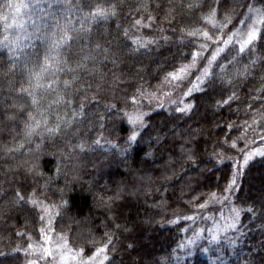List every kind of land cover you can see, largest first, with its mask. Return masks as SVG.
<instances>
[{
    "label": "trees",
    "instance_id": "trees-1",
    "mask_svg": "<svg viewBox=\"0 0 264 264\" xmlns=\"http://www.w3.org/2000/svg\"><path fill=\"white\" fill-rule=\"evenodd\" d=\"M203 48L188 108L149 103ZM262 112L264 0H0V264L47 232L102 264H264V155L235 182L213 156ZM229 189L235 233L191 242Z\"/></svg>",
    "mask_w": 264,
    "mask_h": 264
},
{
    "label": "rangeland",
    "instance_id": "rangeland-1",
    "mask_svg": "<svg viewBox=\"0 0 264 264\" xmlns=\"http://www.w3.org/2000/svg\"><path fill=\"white\" fill-rule=\"evenodd\" d=\"M256 18L258 17L254 18L252 24H248L244 28H239L236 32H232L229 35L231 36V40L235 39L236 36L237 40L244 45L252 40L257 35L259 29L257 22L259 19ZM229 38L230 37H228V39ZM228 42H230V40H228ZM224 47H215L207 63L211 64V62H214L220 55L219 51ZM205 49L206 48H203V50H200L199 54L196 55L195 59L197 60H195V62H190L173 71L160 83L154 94L148 93L146 95V97L148 96V102L151 104L162 102L182 109L188 108L189 104L187 103V98L190 95V91H195L197 89L210 66L206 68L205 66L202 67L204 64L203 62H205L208 57V52L205 51L210 50L209 48L208 50ZM195 68L199 70L197 74H193ZM260 116L262 118L255 117L243 122V130L241 129L242 131L240 130L238 135L230 142L232 147L228 144L225 151L218 148L213 154V156L221 162H232L234 182L248 163L256 157L264 155V134L261 135V123L263 126L264 113H260ZM236 146L238 147V151H235ZM230 189L227 191V194L217 192L210 193L206 200L199 205V207L206 209L208 214L203 213L198 217L199 222H201V227H198L196 235H194V232L190 237L191 242L194 240L198 241L207 230L215 239H219L222 235L227 236L235 233L241 222L242 210L235 203L234 197L229 195L231 194L233 196ZM43 238V241L37 243L31 250L29 249L27 251L29 252L28 255L31 257L33 256L28 260L29 264H102L106 259V255L103 251H98L89 257H85L86 255H83L82 252H73V250L67 247L68 244L66 242L63 243L62 239L52 236L50 232H47Z\"/></svg>",
    "mask_w": 264,
    "mask_h": 264
}]
</instances>
